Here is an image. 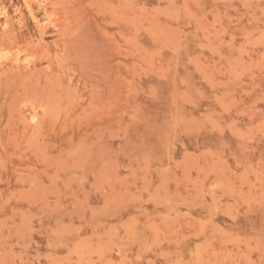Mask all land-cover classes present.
I'll return each instance as SVG.
<instances>
[{
	"label": "rangeland",
	"instance_id": "obj_1",
	"mask_svg": "<svg viewBox=\"0 0 264 264\" xmlns=\"http://www.w3.org/2000/svg\"><path fill=\"white\" fill-rule=\"evenodd\" d=\"M0 73V264H264V0H0Z\"/></svg>",
	"mask_w": 264,
	"mask_h": 264
},
{
	"label": "bare ground",
	"instance_id": "obj_2",
	"mask_svg": "<svg viewBox=\"0 0 264 264\" xmlns=\"http://www.w3.org/2000/svg\"><path fill=\"white\" fill-rule=\"evenodd\" d=\"M39 3H40V2H39ZM34 5H35V3H34ZM28 6L30 7V5H28ZM49 6H50V5H49ZM31 8H32V7H31ZM78 10H79V9H78ZM78 10H77V11H78ZM51 12H52V11H51ZM69 12H70V11H69ZM75 12H76V11H75ZM30 13H31V12H30ZM32 13H33V12H32ZM34 13H35V11H34ZM55 14H56V13H55ZM34 19H35V16H34ZM39 20H40V19H39ZM36 21H37V20H36ZM66 23H67V22H66ZM48 27H49V26H48ZM69 28H70V27H69ZM68 31H69V30H68ZM68 31H67V32H68ZM66 35H67V34H66ZM80 35H81V34H80ZM48 36H49V35H48ZM64 36H65V35H64ZM82 36H83V35H82ZM82 36H81V37H82ZM53 37H54V36H53ZM38 43H39V42H38ZM17 50H18V49H17ZM48 55H49V54H48ZM5 57H6V56H5ZM29 57H30V56H29ZM1 59H2V58H1ZM5 60H6V59H5ZM26 64H27V63H26ZM33 64H34V63H33ZM35 67H37V65H36ZM57 72H58V71H57ZM0 75H1V73H0ZM4 75H5V74H4ZM31 78H32V77H31ZM19 79H20V78H19Z\"/></svg>",
	"mask_w": 264,
	"mask_h": 264
}]
</instances>
